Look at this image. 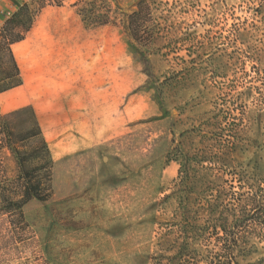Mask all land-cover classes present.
Here are the masks:
<instances>
[{
    "label": "rangeland",
    "instance_id": "1",
    "mask_svg": "<svg viewBox=\"0 0 264 264\" xmlns=\"http://www.w3.org/2000/svg\"><path fill=\"white\" fill-rule=\"evenodd\" d=\"M140 1L18 5L34 22L15 47L19 78L0 51V116L32 107L54 163L47 198L25 204L22 217L0 202V264H173L188 198L196 209L202 198L213 201V182L227 193L264 189V0H152L133 35ZM39 60L81 65L27 69L37 77L16 89L24 64ZM46 71L68 76L44 78ZM210 143L225 147L224 165L205 163L203 178L176 190V156ZM15 158L0 149V180L17 179ZM224 211L234 226V211ZM263 234L244 235L232 264H264ZM190 246L200 261L220 253L212 234Z\"/></svg>",
    "mask_w": 264,
    "mask_h": 264
},
{
    "label": "trees",
    "instance_id": "2",
    "mask_svg": "<svg viewBox=\"0 0 264 264\" xmlns=\"http://www.w3.org/2000/svg\"><path fill=\"white\" fill-rule=\"evenodd\" d=\"M151 1L141 0L138 12L131 16V27L129 28L132 30L133 35L136 32V20L148 9ZM27 14H30V11L29 7L25 5L11 20L6 22L5 26L7 28H3L2 31V38L6 42L0 51L8 53L13 66V74L11 75L14 78H19L20 70L11 45L22 41L24 35L30 31L34 22V16ZM26 15L25 21L23 17ZM11 25L21 26L22 32L14 34L13 30H8ZM130 46L133 48L132 43H130ZM143 62L144 65H148V60L143 59ZM11 78L12 76L7 75L5 80L9 81ZM20 82L19 80L15 86L20 85ZM4 90L6 89L0 86V93ZM0 137V149H7L10 154L16 157L15 159L20 170L17 179L0 180L1 207L7 214H16L22 217V208L25 204L34 199L45 200L47 198L45 189L50 186L51 170L54 161L48 143L44 138L38 117L32 107L22 108L8 115L0 116ZM27 143L32 145L29 150L23 148L24 146L26 147ZM224 149L225 147L223 146L219 149L217 145L210 143L200 154H182L181 156H176V162H180V169L175 189L181 191L189 187L194 179L203 178L205 175L204 171L209 169L206 168L205 163L211 164L214 161L223 166L226 161L224 159ZM42 172L45 173L41 175L40 173ZM214 183H209L210 189H208L211 195L214 192L217 193L213 201L202 198L201 202L197 205L199 209H196L195 203L192 201L193 199L188 198V208L186 207L180 213L181 218L177 223L178 239L176 244L178 247L176 249V256L173 258V264H195V262L196 264H200L201 262L204 264H232L234 259L232 253L240 247V241L244 238V235H256L257 232L264 233V223L257 220L260 214H264V189L253 184H248L247 187L240 186L242 192L227 193L225 190H220L219 188L213 190L212 186ZM14 195L17 197H12ZM225 198H227L228 204H226L227 202L224 203ZM182 202L183 204L186 203L184 200ZM225 208V214H228V211H234L236 223L232 227L220 215ZM202 212L203 215H208V219H211V222L207 226L198 224L197 220L199 219L198 217H201ZM217 215L219 216L218 222L217 220H213L218 217ZM212 230L214 231L213 233H211ZM209 234L213 235V239H215L220 248L219 252L221 254H207L200 261L198 259L200 254L197 253V250H192L190 242L198 243Z\"/></svg>",
    "mask_w": 264,
    "mask_h": 264
},
{
    "label": "crops",
    "instance_id": "3",
    "mask_svg": "<svg viewBox=\"0 0 264 264\" xmlns=\"http://www.w3.org/2000/svg\"><path fill=\"white\" fill-rule=\"evenodd\" d=\"M27 1H29V0H0V32H1L2 28L4 27V25L6 24V22L8 20H11L13 18V16L16 14L17 9H18V5L27 3ZM24 41L25 40L21 41L20 43H15V44L11 45V49L13 51L14 57L16 59V62H18V60H17V55H16V52H15V47L20 45ZM68 51H72L74 53V52H78L79 49L75 50V47L71 46L70 50H68ZM18 64H19V62H18ZM80 65H81L80 62L74 61V60L73 61H69V60L68 61H63V60H61V61H58V60H50V61H48V60H39V61H35V62L27 61L26 64H24V66L22 67V68H25V74H23V73L21 74L22 82H21V84L18 87H16V89H21L23 87H26L31 82H32L31 84H33V79L37 77L35 72H30L27 69H33V68H42V69L45 68V69H48V70H50V69H63V68L74 69V68L80 67ZM19 67L21 69L20 65H19ZM62 74L63 73H60L59 71L56 72V73H54L52 71H46V74H44L43 77L44 78H47L49 76L50 77H53V76H55V77L60 76L61 77ZM63 76H65V78H66L68 76V74L64 73ZM66 91H67V89H65V87H64V92H66ZM20 109H22V108H20ZM15 111H17V110H15ZM38 120H39V118H38ZM39 122H40V120H39ZM40 125H41V123H40ZM41 129H42V132H44L42 126H41ZM43 135H44V133H43ZM44 138H45V136H44ZM48 146H49L50 151H52L50 143H48Z\"/></svg>",
    "mask_w": 264,
    "mask_h": 264
}]
</instances>
